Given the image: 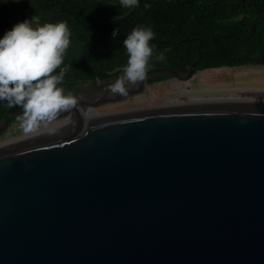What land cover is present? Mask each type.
Segmentation results:
<instances>
[{"label": "water", "instance_id": "95a60500", "mask_svg": "<svg viewBox=\"0 0 264 264\" xmlns=\"http://www.w3.org/2000/svg\"><path fill=\"white\" fill-rule=\"evenodd\" d=\"M195 65L77 97L54 133L0 146V264H264V99L84 115Z\"/></svg>", "mask_w": 264, "mask_h": 264}, {"label": "trees", "instance_id": "16d2710c", "mask_svg": "<svg viewBox=\"0 0 264 264\" xmlns=\"http://www.w3.org/2000/svg\"><path fill=\"white\" fill-rule=\"evenodd\" d=\"M146 3L151 7L146 9ZM34 15L41 25L67 21L70 45L61 65L70 66L62 83L66 92L124 74L128 54L123 42L137 26L155 33L149 42L155 46L149 69L188 72L194 62L196 72L264 65V0H139L132 8L120 0H0V37ZM167 77L154 74L148 83ZM8 107L0 100V121ZM16 120L8 116L9 124Z\"/></svg>", "mask_w": 264, "mask_h": 264}, {"label": "clouds", "instance_id": "9594fccd", "mask_svg": "<svg viewBox=\"0 0 264 264\" xmlns=\"http://www.w3.org/2000/svg\"><path fill=\"white\" fill-rule=\"evenodd\" d=\"M125 8L137 7L139 0H120ZM144 7L150 8V4ZM118 35V29L112 37ZM155 33L150 27L137 26L124 40L128 54L123 75L109 85L114 94L126 95V85L143 81L149 69ZM67 21L40 24L37 16L16 23L0 37V100L9 107L20 106L16 119L25 133L49 125L64 111L75 107L78 98L62 87L70 66L61 67L70 45ZM160 59H163L161 54ZM60 71L56 74L55 70ZM55 128H49L54 133Z\"/></svg>", "mask_w": 264, "mask_h": 264}, {"label": "rangeland", "instance_id": "374dc122", "mask_svg": "<svg viewBox=\"0 0 264 264\" xmlns=\"http://www.w3.org/2000/svg\"><path fill=\"white\" fill-rule=\"evenodd\" d=\"M101 91L102 85L87 83L81 92L88 97L101 94ZM221 97L264 99V65L205 69L197 71L190 79L184 81L168 76L165 80L148 83L142 93L88 109L94 110L98 115H105ZM67 118L56 119L52 123L62 122ZM35 133L37 131L25 133L20 123L16 122L0 138V146L12 138H23Z\"/></svg>", "mask_w": 264, "mask_h": 264}, {"label": "bare ground", "instance_id": "6f19581e", "mask_svg": "<svg viewBox=\"0 0 264 264\" xmlns=\"http://www.w3.org/2000/svg\"><path fill=\"white\" fill-rule=\"evenodd\" d=\"M76 97L83 98V97H85V95H84L83 92H80V93H78L76 95ZM228 99H236V98H234V97H221V98H212V99H195V100H193V103L194 102L215 101V100H228ZM84 115L86 117H89V116H97L98 114L96 112H94V110L88 109V110L84 111ZM71 121H72V116L70 115V116H68L67 120H65V121L52 123L51 125H49L48 128L43 127L41 129L37 130V133L29 135V136H26V137H23V138H18V137L12 138V139L8 140L7 142H5L4 145H2V146H5V145L11 144V143H15V142L27 139L29 137H32V136H35L37 134L43 133L45 131H48L49 128H56V127H59L61 125L66 124V123H69Z\"/></svg>", "mask_w": 264, "mask_h": 264}, {"label": "flooded vegetation", "instance_id": "af4514ba", "mask_svg": "<svg viewBox=\"0 0 264 264\" xmlns=\"http://www.w3.org/2000/svg\"><path fill=\"white\" fill-rule=\"evenodd\" d=\"M123 75V74H122ZM122 75H115V76H110V77H108V78H105V79H102V80H99V81H97V82H90L89 84H92V85H102L103 86V91H105L106 90V88L110 85V84H112L117 78H119V77H121ZM133 85H126V87H127V89H130L131 87H132ZM103 91H101L102 93H104ZM101 93V94H102ZM112 93V92H111ZM132 96H134V95H132ZM16 122H19L18 120H16L15 122H13V123H11V124H9V121H8V126H7V130L14 124V123H16ZM0 133H2V135L1 136H3L5 133H6V131H4V132H0Z\"/></svg>", "mask_w": 264, "mask_h": 264}]
</instances>
